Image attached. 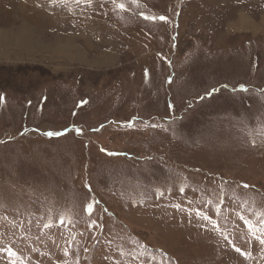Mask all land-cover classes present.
Returning <instances> with one entry per match:
<instances>
[{
	"label": "rangeland",
	"instance_id": "1",
	"mask_svg": "<svg viewBox=\"0 0 264 264\" xmlns=\"http://www.w3.org/2000/svg\"><path fill=\"white\" fill-rule=\"evenodd\" d=\"M0 30V264H264V0H0Z\"/></svg>",
	"mask_w": 264,
	"mask_h": 264
},
{
	"label": "bare ground",
	"instance_id": "2",
	"mask_svg": "<svg viewBox=\"0 0 264 264\" xmlns=\"http://www.w3.org/2000/svg\"><path fill=\"white\" fill-rule=\"evenodd\" d=\"M245 21L246 22V24H248L249 22H248V19H247V17L246 18H244V17H240V21ZM245 22H242V23H245ZM240 24V23H239ZM241 25V24H240ZM245 27V26H244ZM3 33H4V30L2 31V30H0V39H3V40H0V46H2V45H5L6 43H13V44H18V40H14L13 38H11L10 36H8V35H3ZM28 33V32H27ZM31 34V33H30ZM26 35V34H25ZM33 36V35H32ZM25 37V36H24ZM27 37V36H26ZM56 39V38H55ZM60 39V38H59ZM37 40V39H36ZM59 41V40H58ZM35 42V41H34ZM38 42V41H37ZM67 42H69V41H67ZM22 43V42H21ZM23 45L24 46H26L27 45V43H23ZM60 47V46H59ZM71 47L72 46H70V45H68V44H65V45H63L62 46V48H61V50H60V52H64V54H66L67 55V51L70 49L71 50ZM76 49V48H75ZM58 50V49H57ZM77 52V51H76ZM78 53V52H77ZM79 55V54H78ZM110 59H112V58H110ZM100 60V59H99ZM107 60V59H106Z\"/></svg>",
	"mask_w": 264,
	"mask_h": 264
},
{
	"label": "snow or ice",
	"instance_id": "3",
	"mask_svg": "<svg viewBox=\"0 0 264 264\" xmlns=\"http://www.w3.org/2000/svg\"><path fill=\"white\" fill-rule=\"evenodd\" d=\"M121 8H123L124 7V5H119ZM160 19H166V18H164V17H161ZM47 135H59V133H47ZM89 207H91V205H89Z\"/></svg>",
	"mask_w": 264,
	"mask_h": 264
},
{
	"label": "crops",
	"instance_id": "4",
	"mask_svg": "<svg viewBox=\"0 0 264 264\" xmlns=\"http://www.w3.org/2000/svg\"><path fill=\"white\" fill-rule=\"evenodd\" d=\"M240 17H244V16H242V15H241ZM244 18H245V17H244ZM239 222L242 224V222H241V220H240V219H238V223H239Z\"/></svg>",
	"mask_w": 264,
	"mask_h": 264
}]
</instances>
